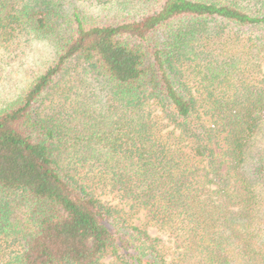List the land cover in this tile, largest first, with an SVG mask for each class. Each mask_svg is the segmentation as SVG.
Returning <instances> with one entry per match:
<instances>
[{
    "label": "trees",
    "instance_id": "trees-1",
    "mask_svg": "<svg viewBox=\"0 0 264 264\" xmlns=\"http://www.w3.org/2000/svg\"><path fill=\"white\" fill-rule=\"evenodd\" d=\"M34 40L0 264H264V0H0L2 58Z\"/></svg>",
    "mask_w": 264,
    "mask_h": 264
},
{
    "label": "rangeland",
    "instance_id": "rangeland-1",
    "mask_svg": "<svg viewBox=\"0 0 264 264\" xmlns=\"http://www.w3.org/2000/svg\"><path fill=\"white\" fill-rule=\"evenodd\" d=\"M2 57L4 55L0 54V104L16 97L35 76L43 73L53 61L54 52L47 42L34 40L8 63ZM144 220V217L138 214L133 221L136 225H142ZM147 230L151 236L166 240L155 227L148 226Z\"/></svg>",
    "mask_w": 264,
    "mask_h": 264
}]
</instances>
